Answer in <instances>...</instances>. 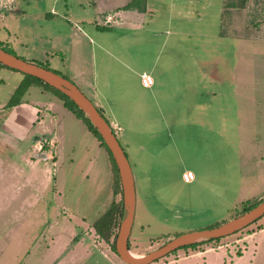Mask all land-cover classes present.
Returning <instances> with one entry per match:
<instances>
[{"label":"rangeland","instance_id":"rangeland-1","mask_svg":"<svg viewBox=\"0 0 264 264\" xmlns=\"http://www.w3.org/2000/svg\"><path fill=\"white\" fill-rule=\"evenodd\" d=\"M147 1L151 18L147 17L144 28L130 34L115 29L113 50L118 55L147 52V58L137 63L142 71L151 57L155 68L169 64L163 99L171 103L167 113L184 118L161 128L147 150L141 109L130 107V111H138L130 117L118 115L130 140L124 151L135 183V216L129 237L134 255H144L179 234L222 224L239 215L247 200L253 203L264 198V0H249L247 6L232 10H223L222 0ZM98 3L0 0V40L8 42L19 57L60 74V54L65 57L73 45L68 23L62 21L67 15L65 6L74 9ZM6 9L9 14H4ZM82 24L78 25L86 29ZM152 30L158 37H153ZM7 70L3 69L5 81L0 83V100L6 103L15 91V77L7 78ZM42 90L37 85L32 93ZM129 92L145 100L138 86ZM132 97L128 98L135 100ZM75 120L71 140L65 139L61 149L64 166L58 173L63 174L64 186L55 187L63 197L59 205L67 213L48 218L54 210L46 209V219L28 213L0 217V264H126L113 250L111 240L101 238L92 226L113 198L112 160L108 153L105 156L104 146L96 150L91 145L86 127ZM90 153L92 164L88 162ZM185 172L192 178L185 180ZM50 191L43 193L40 206L55 205L56 198L46 199ZM121 197L119 193L115 196L116 200ZM41 223L42 232L37 229ZM50 224L53 232L46 230ZM52 237L57 242L50 243L52 250L47 251L45 243ZM18 241L26 245L21 247ZM196 251L213 252L205 258L185 256ZM223 252L227 264L241 252L238 264H264V215L233 234L179 248L149 264H222L215 260Z\"/></svg>","mask_w":264,"mask_h":264},{"label":"crops","instance_id":"crops-1","mask_svg":"<svg viewBox=\"0 0 264 264\" xmlns=\"http://www.w3.org/2000/svg\"><path fill=\"white\" fill-rule=\"evenodd\" d=\"M129 1L99 0L98 6H77L74 9L65 6L67 13L65 11L64 13L67 15H64L66 17L62 21L68 23L67 34L68 38L73 41V45L65 57H63L64 54H60L58 61L61 65L60 74L72 80L92 100L100 113L111 124L116 136H121L122 139L119 142L124 150H126L125 148L128 149L130 140L123 132L124 128L118 115L130 117L133 114H138L137 110L130 111V107L141 109L139 115L144 116L147 127L146 148L150 150L153 145V136L160 133L161 128L163 130L167 124L179 122L184 117L167 113L171 103L163 99L166 92L164 86L169 82L167 75L171 71L168 68L169 64L166 63L163 64L164 67L155 68V61L151 57L146 61L147 67L142 71L143 68H140L137 63L143 57L147 58V52H140L139 54L137 51L134 53L126 51L118 55L113 50V43L116 41L114 39L116 35L113 34L115 29H126L124 31H129L130 34L134 29L144 28L147 17L151 18V9L147 0H144L143 6L125 7ZM248 1L246 0L242 6H247ZM235 2L236 0H222L223 10H232V8H225L224 6H233ZM53 8L58 10L57 7ZM55 10L54 12H56ZM9 12L10 10L6 9L4 14H9ZM54 12L50 11L49 13L55 16ZM79 22H83L82 27L84 26L86 29L81 28L78 25ZM60 23L63 24V22ZM86 25L88 28L85 27ZM97 32H99L98 35ZM105 32H109V35H104ZM151 33H153V37H158L153 30ZM219 34L221 33L219 32ZM146 39L152 43V38L146 37ZM0 42L11 48L8 42L4 43L2 40ZM55 62L58 64L57 61ZM3 69L10 70L4 73L7 78L13 79L15 77V83L12 86L16 88L22 80L18 76L21 72L8 67H1L0 83L5 81L4 76H2ZM20 75L23 77V73ZM144 76L151 77L152 83L150 85L144 86L142 84L141 78ZM36 86V84L29 85L22 99L11 107H6V100H0L1 218L12 213L17 216L28 213V215L34 214L38 219H46L48 216L51 218L52 215L56 217L59 214L67 213L66 208L62 204L59 205L63 197H61V191L55 187L64 186V180L60 178L63 174L58 173L64 166L63 158H60L62 156V144L65 139L71 140L72 126L76 125L77 120L75 118H78L64 106L63 101L51 90L44 89L37 95H33L32 92ZM136 86L145 93L144 101L139 100L141 97L134 98L130 95L129 91L134 90ZM124 94L128 95L123 96ZM27 95L34 97L26 99ZM128 97L135 100H130ZM78 121L81 120L78 119ZM68 123L71 124V129ZM83 125L85 126V124ZM86 129V133L91 135V145L96 150L102 149L104 145L87 127ZM26 142H28L27 146H25ZM86 149L88 150V148ZM105 149V156L108 157L107 153L109 154V152L106 147ZM41 153L45 154V158L36 156ZM109 157L111 159L110 154ZM88 162L89 164L93 163L91 153ZM111 168L113 178L111 191L113 194L115 180L113 164ZM49 189L51 195L46 199H49L50 202V199L56 198L53 199L55 205L48 204L42 207L40 206L41 200H45L43 193ZM27 190L29 193L25 194ZM57 201L58 205H56ZM46 209L54 210V212L50 211L51 213L45 217ZM47 224L45 225L47 226ZM39 225L37 229L41 231L42 223ZM54 227L57 228L56 221H54ZM52 229L51 224L46 227L48 232H51ZM255 235L252 237L254 238ZM75 238L77 239V236ZM55 242H57V238L52 237L49 243H45V249L51 251L52 248L49 244ZM19 244L21 247L26 245L22 241H18ZM14 248L17 249L16 244ZM210 252L213 251H196L185 256H203L205 258V255ZM243 253H237L236 257H230L229 263L238 264ZM226 255L223 252L221 256H217L215 263L227 264ZM31 263L38 264L28 262V264Z\"/></svg>","mask_w":264,"mask_h":264},{"label":"water","instance_id":"water-1","mask_svg":"<svg viewBox=\"0 0 264 264\" xmlns=\"http://www.w3.org/2000/svg\"><path fill=\"white\" fill-rule=\"evenodd\" d=\"M0 63L23 74L34 76L56 88L76 103L88 116L110 151L116 164L122 189L125 214L120 221L115 240V252L126 264H149L189 244L217 239L233 234L264 215V199L242 215L214 227L179 234L144 255H134L129 249V237L135 216L136 193L131 165L111 124L99 112L94 103L69 78L46 67L29 62L0 47ZM45 158V154H37Z\"/></svg>","mask_w":264,"mask_h":264},{"label":"trees","instance_id":"trees-1","mask_svg":"<svg viewBox=\"0 0 264 264\" xmlns=\"http://www.w3.org/2000/svg\"><path fill=\"white\" fill-rule=\"evenodd\" d=\"M245 1L246 0H236L235 4L233 3V6H224V7L225 8L243 7L242 5L245 3ZM141 5L142 6L144 5V0H130L125 5V7L141 6ZM142 9H144V8H142ZM0 47L9 51L10 53L15 54L12 49L3 45L2 42H0ZM32 63H34V62H32ZM34 64H36V63H34ZM37 64H39V63H37ZM41 66H43V65H41ZM1 67H6V66H4L2 63H0V68ZM43 67H46V66H43ZM46 68H48V67H46ZM23 75H24L23 79L20 81V83L15 88V91L13 92V97L6 103V107H11V106L17 104L19 102L20 98L25 94L29 85H31V84L41 85L44 89L51 90L58 98H60L63 101L64 106L68 110H70L78 119H80L83 122V124H85V126L100 140L101 144L106 147V145L103 142L100 134L98 133L97 129L93 126V124L90 121V119L88 118V116L68 96H66L64 93L60 92L56 88L49 86L47 83H45L44 81H42V80H40L34 76H30L27 74H23ZM114 132H115V130H114ZM107 150H108V148H107ZM108 152L111 156L114 171H115V180L113 183L114 197H113L108 209L104 213H102L93 222L92 226L95 229V232L101 238H103L107 242L111 240L112 248L115 251V240H116V236H117V232H118V227H119L120 221L123 217V199H122V197L119 200H116V198H115L117 193L121 194V196H122V189H121V184H120V179H119L116 164H115L109 150H108ZM263 199L264 198H261L255 202H253V203L249 202V200H247L245 203H243V208L241 209V212L239 213V215H242L243 213L249 211L252 207H254L256 204L261 202ZM239 215H237V216H239ZM218 239L219 238L208 239V240H218ZM197 243L198 242H195V243L189 244L185 247H189V246L195 247ZM129 246H130V244H129Z\"/></svg>","mask_w":264,"mask_h":264},{"label":"built area","instance_id":"built-area-1","mask_svg":"<svg viewBox=\"0 0 264 264\" xmlns=\"http://www.w3.org/2000/svg\"><path fill=\"white\" fill-rule=\"evenodd\" d=\"M141 82L144 86L150 85L152 83V79L150 76H144L141 78ZM183 178L185 180H189L192 178V174L190 172H185V173H183Z\"/></svg>","mask_w":264,"mask_h":264}]
</instances>
